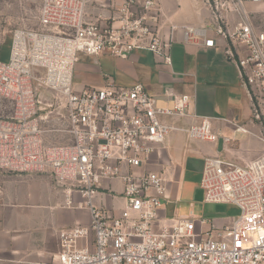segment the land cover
<instances>
[{"label": "built area", "instance_id": "obj_1", "mask_svg": "<svg viewBox=\"0 0 264 264\" xmlns=\"http://www.w3.org/2000/svg\"><path fill=\"white\" fill-rule=\"evenodd\" d=\"M36 1L37 28H14L8 60L0 61V104L9 109L0 115V171L46 173L65 191L67 204L89 213L88 225L59 231V250L46 264H264V151L241 164L218 155L203 158L204 201L237 206L240 215L231 224L219 227L192 215L162 218L165 186L148 166L167 134L231 138L213 128L215 117L191 111L188 93L165 88L168 106L158 105L139 82L80 89L73 83L81 54L127 58L148 50L169 65L177 31L184 43L215 47L208 27L171 23L159 0ZM259 1L202 0L216 35L227 41L223 54L237 67L264 141V28H255L244 8ZM230 13L237 16L232 25ZM61 111L65 124L55 131L68 139L47 144L43 123ZM188 116L200 121L180 126L161 120ZM117 179L125 203L120 214L95 203L97 193L111 190L104 183ZM72 192L81 198L77 204Z\"/></svg>", "mask_w": 264, "mask_h": 264}, {"label": "crops", "instance_id": "obj_2", "mask_svg": "<svg viewBox=\"0 0 264 264\" xmlns=\"http://www.w3.org/2000/svg\"><path fill=\"white\" fill-rule=\"evenodd\" d=\"M159 2L168 21L177 25L208 27L207 35L214 37L217 45L207 48L184 43L180 31H177L170 48L169 65L155 60L148 50L133 51L127 58L81 54L75 64L73 81L77 89L83 86L100 87L107 81L117 86L139 82L150 95L156 97L158 105L172 104L171 99H166L162 94L167 87L177 93H188L193 96L191 111L199 116L215 117L213 128L231 138L227 142L221 139L191 140L183 131H171L152 153L148 169L158 172L165 186L166 198L162 199L161 216L171 219L185 215L178 212L179 192L184 189L202 190L200 177L205 156L218 155L241 164L261 154L264 141L260 138V125L251 116L250 98L239 78L237 67L223 54L222 48L227 41L216 35L210 23L209 10L202 0ZM244 8L252 25L263 29L264 0L245 3ZM227 18L229 25L237 22V16L233 13L228 14ZM239 49L244 53L241 47ZM164 118L167 123L182 126L200 121L198 117L190 116ZM222 119L243 125L249 132L235 131L230 123ZM0 180L3 181L0 186V221H5L0 222V264L50 263L59 250V231L76 224H89L87 209L67 204L65 191L56 186L46 173H10L5 178L0 177ZM104 185L111 190L97 193L95 203L120 214L125 205L121 196V181L112 180ZM36 191L51 201L47 206L52 223L40 229L38 235L14 233L12 225L8 223L15 212L14 207L20 205V199L24 196L28 200L40 196ZM69 198L73 204L81 201L77 192L70 193ZM116 201L121 202L120 207L114 205ZM207 220L219 227L231 224L222 220ZM207 227L203 225V229ZM14 243L17 245L13 246Z\"/></svg>", "mask_w": 264, "mask_h": 264}, {"label": "rangeland", "instance_id": "obj_3", "mask_svg": "<svg viewBox=\"0 0 264 264\" xmlns=\"http://www.w3.org/2000/svg\"><path fill=\"white\" fill-rule=\"evenodd\" d=\"M36 0H0V61L6 62L9 57L12 34L11 31L17 27L37 28L36 14H37ZM75 85V81H73ZM8 107L5 103L0 104V115L8 114ZM61 111L56 116H48L43 123L44 133L42 135L43 141L47 144H56L68 139V135L61 131H55L56 128L64 127V118ZM167 123L166 119H161ZM174 124V123H171ZM191 124V123H190ZM177 125V124H176ZM189 125V124H188ZM182 126V125H180ZM187 126V125H185ZM10 173L0 171V177L5 178ZM3 183L0 180V186ZM34 192V191H33ZM38 195L41 192L36 191ZM178 212L185 215H193L197 218H206L222 220L224 222L232 223V221L239 217L240 210L237 206L230 203H207L204 201V191H195L185 189L178 193ZM43 196H35L28 200L25 196L20 199V205L14 207L15 212L11 215L8 223L12 225L14 233H28V235H38L40 229L47 228L51 223L50 209L47 206L50 204ZM116 207H120L121 202L114 203ZM2 220V219H0ZM4 223L5 221H0ZM17 244L14 243L13 246Z\"/></svg>", "mask_w": 264, "mask_h": 264}]
</instances>
